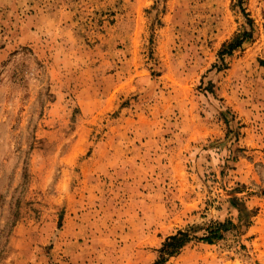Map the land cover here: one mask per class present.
<instances>
[{"label": "rangeland", "instance_id": "1", "mask_svg": "<svg viewBox=\"0 0 264 264\" xmlns=\"http://www.w3.org/2000/svg\"><path fill=\"white\" fill-rule=\"evenodd\" d=\"M189 229L165 264H264V0H0V264Z\"/></svg>", "mask_w": 264, "mask_h": 264}, {"label": "trees", "instance_id": "2", "mask_svg": "<svg viewBox=\"0 0 264 264\" xmlns=\"http://www.w3.org/2000/svg\"><path fill=\"white\" fill-rule=\"evenodd\" d=\"M248 36L247 33H242L239 36H235L229 43L224 44L218 53L219 61L223 62V58L231 55L234 49L239 48ZM221 227L222 225L219 223L209 226L206 229V234L199 238V240L203 243L211 244L213 240L220 238L219 231ZM191 238L190 229L177 231L174 235L167 237L159 249L157 259L153 264H165L168 259L176 255L186 243L190 242Z\"/></svg>", "mask_w": 264, "mask_h": 264}]
</instances>
